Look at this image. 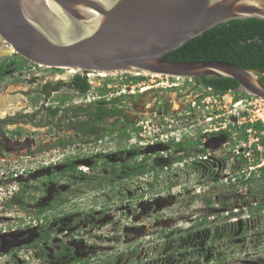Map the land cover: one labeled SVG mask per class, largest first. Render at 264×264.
<instances>
[{
	"label": "rangeland",
	"instance_id": "1",
	"mask_svg": "<svg viewBox=\"0 0 264 264\" xmlns=\"http://www.w3.org/2000/svg\"><path fill=\"white\" fill-rule=\"evenodd\" d=\"M14 53L0 37V58ZM31 63L23 61L24 68L16 73L12 66L7 69L0 86V119L33 113L40 106L85 103L81 93L68 88L50 97L42 90L57 75L67 79L71 70L55 72ZM158 78L147 72L93 77L95 85L102 83L98 88L111 87L108 97L118 99V105L144 124L146 115L140 112L149 109L145 104L156 103V95L168 96L176 106L196 101L195 96L182 97L193 83L173 79L169 84H179L169 88L157 86ZM149 84L156 86L141 92ZM19 98L25 100L22 106L16 105ZM247 98L249 94L233 91L207 96L201 104L213 111L209 128L225 127L227 134L222 146L217 144L222 134L211 137L217 142L207 146L211 159L202 157L208 152L198 145L186 150L188 157H152L148 152L159 149L131 146L124 122L109 121L100 136L23 120L0 127V235L26 234L23 240L6 242L0 264H264L259 174L264 130L251 124L248 106L236 104ZM156 123L144 127L149 142L157 135ZM67 157L77 165L75 173H64ZM140 161L145 172L128 176L124 163ZM45 231L48 238L41 239ZM64 245L69 255H57Z\"/></svg>",
	"mask_w": 264,
	"mask_h": 264
},
{
	"label": "water",
	"instance_id": "2",
	"mask_svg": "<svg viewBox=\"0 0 264 264\" xmlns=\"http://www.w3.org/2000/svg\"><path fill=\"white\" fill-rule=\"evenodd\" d=\"M248 18L264 19V0H0V37L42 67L230 77L241 93L264 99V70L164 58L216 25Z\"/></svg>",
	"mask_w": 264,
	"mask_h": 264
},
{
	"label": "flooded vegetation",
	"instance_id": "3",
	"mask_svg": "<svg viewBox=\"0 0 264 264\" xmlns=\"http://www.w3.org/2000/svg\"><path fill=\"white\" fill-rule=\"evenodd\" d=\"M34 64V63H31ZM37 65V64H34ZM42 67V66H41ZM47 68V70H53L55 72L63 71V70H68V69H61V68ZM70 70V69H69ZM86 72H81V71H76L73 73H69L70 76L65 79L62 75H57L55 79H49V82H46L42 86V90L49 93V97L52 95L51 93L53 92H58L62 88H68L70 90L76 91L77 93H87L91 89V84H90V79L85 77L84 74ZM150 75H153L152 73H149ZM159 76V78H166L167 82L164 80H159L157 79V86H169V88H172L173 86H177L179 82H172L169 84V80L173 79H183L184 82H191L193 83L192 86L190 87L189 91L187 93L182 94V97H190L193 98L195 96V102L194 104L192 103H182L178 106L173 105V100L169 98L168 96L165 95H156L155 96V101L156 103H153L152 106L150 107V102L145 104V108H149L144 112H140L142 115H146V121L144 124V119L139 120L138 118H133L129 113L126 112V110L118 105L116 102L118 99L108 97L109 95V89L104 85L103 88H98V92L100 94V97H95L91 98L89 101H82L85 102L84 104L80 105H75L76 107H68V106H59L60 112L58 116H50L49 120L52 124H49V126H52L56 128L57 130H63V131H72L77 133L79 136H86V135H96L100 136L102 134V126L106 125L109 121H111L113 124L117 125L121 122L125 123L126 129H124V136L127 138V141L131 144V146L137 147L138 144H141L143 146H146V149H150L152 146L153 148L159 149V153H150L148 154L152 157H156L157 154L158 156L163 155L164 157H173V158H180V157H188L189 153L188 148H192L193 145H198L202 148V150H205L204 152H208L207 146H213V143H217L213 140H211V137H215V135H221L222 137L218 141V145L222 146L223 141L226 139L223 137V135H227L225 132L226 130L222 127L218 129H213L209 128L214 125L213 123V118L209 117L208 115H212L213 111L209 109L208 106H206V109H203L201 107V104L204 102V99H206L207 96H213L214 94L217 95H225L218 93L213 87L207 86L205 82L202 80V77H197V78H186V77H181V76H168V75H161V74H155ZM83 77L84 81H87L88 84L90 85V88L87 92H80L81 87L76 85V79L77 77ZM156 79L150 80L149 81H157ZM182 82V84H184ZM154 84H149L146 86V88L142 89L141 92L144 90H147L149 88H152L156 86ZM111 88V87H109ZM198 89H202L204 92H199L196 93ZM105 90V94H102L101 91ZM105 97L109 101H114L116 102L109 104V108L121 110L120 114H114L111 117H107L105 120H96L93 122L88 121L87 115L84 111L80 110L79 108H87V107H92V110H96V104L97 102ZM43 106H40L41 108ZM38 108V109H39ZM50 109H54L55 107L49 106ZM137 114V117H141V115ZM23 114H30V113H23ZM147 114L152 115V117H148ZM21 115V114H20ZM217 118L220 116V114L216 115ZM17 119V117H14ZM10 118V119H14ZM19 118V117H18ZM126 118V119H125ZM157 120L156 124H153V127L155 128L153 131L157 134L152 141H148L146 136L143 134V132H146V127L147 124H149L150 121L152 120ZM32 120L30 122H34L35 118H31ZM40 120V119H39ZM21 121V119H19ZM61 121L62 123V128H58L55 126L56 122ZM13 122H8L7 124H11ZM14 123H18V119L15 120ZM220 123V122H219ZM6 124V125H7ZM5 125V126H6ZM38 125H47V124H38ZM144 128V130H143ZM192 129V132L189 131V129ZM224 129V130H223ZM221 130V131H220ZM216 131V132H215ZM188 134L190 136H188ZM178 135L179 137H176ZM199 136V137H198ZM195 139H194V138ZM144 139V140H143ZM201 139H204L205 142L202 144ZM217 141V140H216ZM200 143V144H199ZM185 144L187 146H185ZM139 147V146H138ZM134 158L137 159L139 154L136 151L135 152ZM203 158L211 159L214 158L212 153L208 152L207 154L202 156ZM68 158V157H67ZM19 190V189H18ZM19 191H17L18 193ZM16 193V194H17ZM42 210V209H41ZM48 233V231H46ZM43 233V232H42ZM1 236V235H0ZM26 234L22 235H8L5 234L3 235V240H4V245L5 246L6 242L8 241H13L15 239H24ZM41 237V235H40ZM48 238L47 237L45 239ZM44 239V238H43ZM70 249H68V252L63 254L62 256H68L69 255ZM59 251H57L58 255Z\"/></svg>",
	"mask_w": 264,
	"mask_h": 264
},
{
	"label": "trees",
	"instance_id": "4",
	"mask_svg": "<svg viewBox=\"0 0 264 264\" xmlns=\"http://www.w3.org/2000/svg\"><path fill=\"white\" fill-rule=\"evenodd\" d=\"M164 58L171 61L223 60L245 68L264 70V19H235L221 23L190 39L179 48L170 51ZM25 60L27 59L17 53H14L12 57L0 58V86L9 75L7 69L12 66L11 69L16 73L24 68L23 61ZM202 80L207 86L213 87L220 94L238 91L239 87V82L230 77L203 76ZM261 80L264 82V75L261 76ZM76 85L81 87L80 92L82 93L87 92L90 88L88 82L84 81V78L80 76L76 79ZM101 93L105 94V90H102ZM114 102L116 100L109 101L103 97L97 102L96 110H92L91 106L79 109L86 113L88 121H103L107 117L121 113V110L109 108V104ZM59 112V107L50 109L43 106L33 113L21 114L17 119L18 122L19 119L29 122L32 120L31 118H35V124L49 125L52 124L49 123L51 122L49 117L58 116ZM40 115L42 117L39 120L37 117ZM17 119H0V127L6 125L8 122L14 123ZM55 126L62 128L61 121L56 122ZM71 160V157L65 159L68 165L64 169V173L76 172L77 165L71 162ZM124 165L127 175L130 177H136L140 173L145 172V164L142 161L134 162L133 164L124 163ZM259 171L261 182L263 183L261 189L264 194V166ZM20 194L19 192L17 193V195ZM205 220L207 219L205 218ZM47 234L46 231L43 232L41 239L46 238ZM67 252L68 248L64 245L61 247L58 255L62 256Z\"/></svg>",
	"mask_w": 264,
	"mask_h": 264
},
{
	"label": "built area",
	"instance_id": "5",
	"mask_svg": "<svg viewBox=\"0 0 264 264\" xmlns=\"http://www.w3.org/2000/svg\"><path fill=\"white\" fill-rule=\"evenodd\" d=\"M6 44H7V46H10L8 43H6ZM96 75L104 77L107 74L102 73V72H93V71L86 72L84 74V76L90 79L91 89L87 93H84L81 95L80 101H85V102L89 101L91 99L90 96L93 94V88H98L100 85H102V83H97V85H95V79H93V77H95ZM103 87H104V85H103ZM106 87L109 88V86H106ZM95 92L97 94L93 95V96L100 97V94H98V91H95ZM93 96H92V98H93ZM241 103H244V105L248 106V112L250 114L249 120H250L251 124L256 123L257 127L259 129L261 128L259 130V132H263L262 130H264V99L259 97V96L249 95V99L248 98L247 99H240L239 101L236 102V104H241ZM258 148L261 151L262 146H258ZM237 152L241 153L240 150ZM247 156H248V158H250L249 155H247ZM260 159L263 161L264 156H261ZM263 166H264V161H263V164L260 165L259 167L261 168ZM255 218L258 222L259 216H256Z\"/></svg>",
	"mask_w": 264,
	"mask_h": 264
},
{
	"label": "bare ground",
	"instance_id": "6",
	"mask_svg": "<svg viewBox=\"0 0 264 264\" xmlns=\"http://www.w3.org/2000/svg\"><path fill=\"white\" fill-rule=\"evenodd\" d=\"M70 70H71V72H75L74 69H70ZM24 103H25V100L23 98H19L18 100H16V105L22 106ZM13 105H11V108H14Z\"/></svg>",
	"mask_w": 264,
	"mask_h": 264
}]
</instances>
